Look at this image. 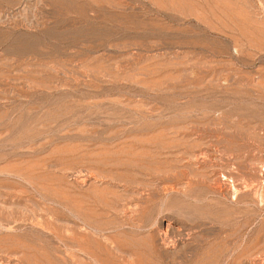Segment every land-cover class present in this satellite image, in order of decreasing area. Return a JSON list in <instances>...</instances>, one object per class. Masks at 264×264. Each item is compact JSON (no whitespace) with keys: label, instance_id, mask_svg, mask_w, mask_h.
<instances>
[{"label":"rangeland","instance_id":"1","mask_svg":"<svg viewBox=\"0 0 264 264\" xmlns=\"http://www.w3.org/2000/svg\"><path fill=\"white\" fill-rule=\"evenodd\" d=\"M0 264H264V0H0Z\"/></svg>","mask_w":264,"mask_h":264}]
</instances>
